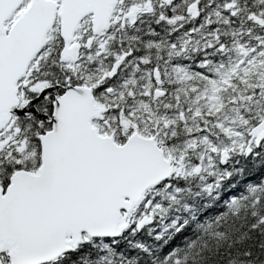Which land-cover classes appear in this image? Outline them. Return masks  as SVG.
Instances as JSON below:
<instances>
[{
	"label": "snow or ice",
	"instance_id": "obj_1",
	"mask_svg": "<svg viewBox=\"0 0 264 264\" xmlns=\"http://www.w3.org/2000/svg\"><path fill=\"white\" fill-rule=\"evenodd\" d=\"M0 264H264V0H0Z\"/></svg>",
	"mask_w": 264,
	"mask_h": 264
}]
</instances>
